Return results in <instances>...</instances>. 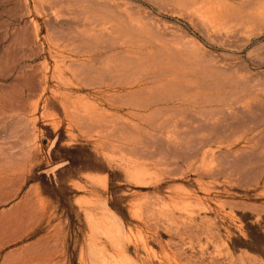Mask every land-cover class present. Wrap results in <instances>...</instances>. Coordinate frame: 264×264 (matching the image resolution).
Here are the masks:
<instances>
[{
    "label": "rangeland",
    "instance_id": "374dc122",
    "mask_svg": "<svg viewBox=\"0 0 264 264\" xmlns=\"http://www.w3.org/2000/svg\"><path fill=\"white\" fill-rule=\"evenodd\" d=\"M32 183L59 264H264V0H0V264Z\"/></svg>",
    "mask_w": 264,
    "mask_h": 264
},
{
    "label": "crops",
    "instance_id": "0c3cea01",
    "mask_svg": "<svg viewBox=\"0 0 264 264\" xmlns=\"http://www.w3.org/2000/svg\"><path fill=\"white\" fill-rule=\"evenodd\" d=\"M47 204L50 205L51 200L42 194L38 185L32 183L25 188L18 202L9 207L10 212L16 209L15 213L21 214L27 221L22 257L17 261L21 260L24 264H59V232L45 228L47 224L43 225V219L48 213Z\"/></svg>",
    "mask_w": 264,
    "mask_h": 264
}]
</instances>
